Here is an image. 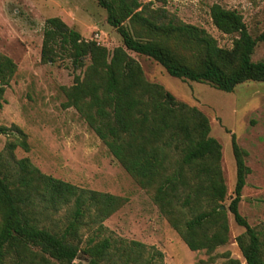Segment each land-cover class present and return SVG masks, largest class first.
I'll list each match as a JSON object with an SVG mask.
<instances>
[{"label": "trees", "instance_id": "16d2710c", "mask_svg": "<svg viewBox=\"0 0 264 264\" xmlns=\"http://www.w3.org/2000/svg\"><path fill=\"white\" fill-rule=\"evenodd\" d=\"M96 2L122 40L111 51L84 39L59 17L44 23L41 61L54 63L64 56L82 71L61 87L62 107L74 108L133 180L151 192L160 215L191 251L210 254L228 242V211L244 228L236 243L245 264H264L262 233L238 209L251 171L247 152L231 134L236 178L225 209L221 145L210 135L208 118L148 81L129 54L154 60L171 77L229 93L247 81L264 82V62L251 59L264 31L253 37L237 10L214 3L213 25L236 35L224 48L205 29L139 0ZM16 69L0 52V109ZM15 132L0 152V264H73L78 257L86 264H164L154 246L108 234L103 222L124 198L79 187L44 174L27 157L16 158L15 148L28 151L29 145L19 128Z\"/></svg>", "mask_w": 264, "mask_h": 264}, {"label": "rangeland", "instance_id": "374dc122", "mask_svg": "<svg viewBox=\"0 0 264 264\" xmlns=\"http://www.w3.org/2000/svg\"><path fill=\"white\" fill-rule=\"evenodd\" d=\"M139 1L205 29L224 48L232 46L236 35L223 34L213 25L209 10L214 3L237 10L253 37L264 31V0ZM49 17H59L84 39L95 40L110 51L122 45L117 30L106 22L105 9L96 0H0V52L17 66L0 109V152L14 138L17 127L25 134L29 150L16 147V158L27 157L52 177L124 198V204L103 222L108 234L154 246L163 253L164 264H245L236 243L244 228L228 211V242L210 254L191 251L160 215L151 192L133 180L74 108L62 107L65 98L61 87L70 86L74 75L82 71L74 70L64 56L54 63L41 61L43 28ZM129 54L139 62L148 81L162 85L208 118L210 135L221 145L225 209L234 196L236 178L231 134L247 152L245 162L251 171L238 209L249 225L262 233L264 242V82L247 81L227 93L206 83L171 77L154 60L131 51ZM251 59L264 62V40L257 42ZM73 264L86 263L78 257Z\"/></svg>", "mask_w": 264, "mask_h": 264}, {"label": "built area", "instance_id": "2783aa9c", "mask_svg": "<svg viewBox=\"0 0 264 264\" xmlns=\"http://www.w3.org/2000/svg\"><path fill=\"white\" fill-rule=\"evenodd\" d=\"M95 36L97 37L98 35L96 34Z\"/></svg>", "mask_w": 264, "mask_h": 264}]
</instances>
